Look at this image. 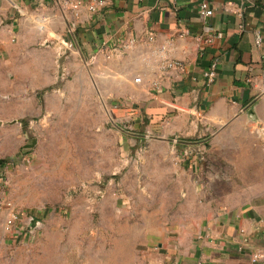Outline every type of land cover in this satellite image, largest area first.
Returning <instances> with one entry per match:
<instances>
[{"label": "crops", "instance_id": "crops-1", "mask_svg": "<svg viewBox=\"0 0 264 264\" xmlns=\"http://www.w3.org/2000/svg\"><path fill=\"white\" fill-rule=\"evenodd\" d=\"M77 1L76 13L65 5ZM209 6L212 16L204 20L186 0H113L95 12L87 10V0H0V222L13 211L2 205L1 192L10 162L20 152L29 156V136L46 133L51 121L63 120L66 128L79 117L69 104L78 108L87 96L89 112L92 104L97 110L94 86L109 105L112 129L128 139L153 140L147 154L168 143L146 134L185 142L216 135L218 151L229 150L225 139L232 137L250 179L244 189L209 195L202 182L164 181V172H156L157 184L179 187V208L192 209L164 218L159 208H123L136 221L125 225L118 242L92 229V264H264V0H212ZM122 45L128 49L120 51ZM170 61L182 63L183 71L167 69ZM213 64L215 78L208 83L204 74ZM129 125L145 135L126 134ZM203 142L209 145L199 142L200 152ZM131 162L139 177L117 185L123 204L135 185L146 201L154 200L146 192L151 179L140 175L146 161ZM152 164L172 170L165 160ZM208 198L240 202L213 205Z\"/></svg>", "mask_w": 264, "mask_h": 264}, {"label": "rangeland", "instance_id": "rangeland-1", "mask_svg": "<svg viewBox=\"0 0 264 264\" xmlns=\"http://www.w3.org/2000/svg\"><path fill=\"white\" fill-rule=\"evenodd\" d=\"M90 93L97 110L92 104V113L89 112L87 96L86 103L79 104L78 108L77 104H69L68 110L79 112V117L70 120L66 128L60 124L66 123L63 120L51 121L46 133L29 136L33 140L31 151H27L29 156L20 152L10 162L2 183L5 198L2 205L13 208L17 221L7 227L8 212L6 219L0 222V264H92V229L97 230L94 235L102 238L107 236L109 240V236H114L112 241L122 240V235L127 234L123 232L125 225L135 220L133 215H123L120 211L123 208H128L127 211L138 205L159 208L164 218L169 212L188 213L192 209L189 205L179 208L182 205L179 196L176 197L179 187L168 191V183L157 184L156 179H152L159 171L164 172V181L175 176L197 181L198 187L202 182L209 188V195L219 189L248 186L243 181L250 179L249 170L239 166L233 153V144L238 140L226 138L229 150L218 151L216 135L193 136L191 141L207 140L209 144L205 147V142L202 143L200 158L194 154L187 156L182 144L170 142L147 154L153 140L128 139L122 135V129L121 132L112 129L109 105L100 97V89L92 86ZM128 128L130 130L123 129L129 135H145L144 129L133 130L130 125ZM181 139L177 140L184 141ZM126 147L128 149L123 151ZM123 159L128 163L125 167H121ZM164 160L171 163L172 170L170 164L153 167L152 162ZM131 161H146L148 169L140 175L151 179L146 192L148 197L154 195V200L146 201L135 185L132 197L123 204L118 191L120 182L124 178L134 182L139 177L133 172ZM174 166L177 172L172 173ZM164 187L166 189L160 191ZM162 192V196H166L163 199L158 196ZM208 202L214 205L240 201H205Z\"/></svg>", "mask_w": 264, "mask_h": 264}, {"label": "built area", "instance_id": "built-area-1", "mask_svg": "<svg viewBox=\"0 0 264 264\" xmlns=\"http://www.w3.org/2000/svg\"><path fill=\"white\" fill-rule=\"evenodd\" d=\"M112 1L113 0H87V7L86 8L89 12H95L96 10L101 9V8L109 5ZM186 1L196 5L198 14L202 19L206 20L212 16V10L210 9V6H209L210 1H212V0H186ZM224 1L233 2V1H237V0H224ZM65 5L68 6V8H70L73 12L76 13L79 11L80 6L82 5V1H77L75 3L66 2ZM149 40H151V38H149ZM206 42L211 43L212 40L207 39ZM254 43L257 47H259L261 45L262 39H261L260 35L255 36V42ZM118 49H120V51H124L128 48L125 45H122ZM110 51L111 50H108V52H110ZM262 62L264 63V56L262 57ZM165 65H166L167 69H175L178 71H183V69H184V65L182 63L175 62V61L166 62ZM215 71H216V65L213 64V65H211L210 69L204 74V77L207 79L208 83H211L213 81V79L215 78ZM16 221H17L16 213L14 211L10 210V215L7 219L6 226L11 227ZM257 256L258 255H254V258H256Z\"/></svg>", "mask_w": 264, "mask_h": 264}, {"label": "water", "instance_id": "water-1", "mask_svg": "<svg viewBox=\"0 0 264 264\" xmlns=\"http://www.w3.org/2000/svg\"><path fill=\"white\" fill-rule=\"evenodd\" d=\"M67 26L69 27V25H67ZM72 38H73V41L75 43L76 49L78 50L80 57L84 61V57H83L81 50H80L78 44L76 43V40H75L73 35H72ZM126 134H129V133H126ZM147 138L159 140V141H164V142H170V143H174V144H182L184 147V152L187 156H190L192 154L196 155L198 158H200V156H201V154H200V143L199 142H185V141L166 139L164 137H148L147 136Z\"/></svg>", "mask_w": 264, "mask_h": 264}, {"label": "trees", "instance_id": "trees-1", "mask_svg": "<svg viewBox=\"0 0 264 264\" xmlns=\"http://www.w3.org/2000/svg\"><path fill=\"white\" fill-rule=\"evenodd\" d=\"M5 164V161H0V165L3 166Z\"/></svg>", "mask_w": 264, "mask_h": 264}]
</instances>
